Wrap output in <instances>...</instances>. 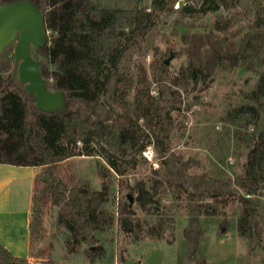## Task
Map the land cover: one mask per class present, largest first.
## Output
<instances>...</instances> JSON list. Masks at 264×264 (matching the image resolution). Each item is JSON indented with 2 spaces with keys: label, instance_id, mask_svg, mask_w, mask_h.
<instances>
[{
  "label": "trees",
  "instance_id": "obj_1",
  "mask_svg": "<svg viewBox=\"0 0 264 264\" xmlns=\"http://www.w3.org/2000/svg\"><path fill=\"white\" fill-rule=\"evenodd\" d=\"M34 1L44 15L49 39L32 52L44 60L43 76L50 89L63 90L66 104L55 112L36 106L34 95L14 75L15 43L10 44L0 54V164L35 168L30 247L45 237L49 213L54 238L35 261L0 244V264H73L52 258L59 234L68 254L84 251L91 264L106 255L102 237L116 226L134 241L144 235L161 239L173 221L160 209V192L166 187L187 208L184 264L197 258L202 218L223 214L229 199L242 204L237 219L240 235L259 237L257 216L264 197V0H187L181 5L182 16L221 9L229 14H217L207 32L192 27L181 32L187 63L175 76H170L163 52L150 38L162 15L174 12V5L182 0H152L149 6L142 0ZM249 1L256 6L255 19L242 40L236 41L230 30L242 13L235 9ZM153 46L149 78L134 56ZM224 65L245 66L258 76L255 88L243 93L247 102L228 109L224 117L228 123L242 122L252 129L243 171L226 177L193 173L195 159L172 149L174 112L184 108L183 90H206ZM149 145L164 173L156 170L159 177L149 186L137 180L129 189L137 194L139 206L154 216L152 221L137 218L130 202L122 203L119 210L111 203V176L122 177L135 169ZM81 156L97 159L99 189L78 172L74 159Z\"/></svg>",
  "mask_w": 264,
  "mask_h": 264
},
{
  "label": "rangeland",
  "instance_id": "obj_2",
  "mask_svg": "<svg viewBox=\"0 0 264 264\" xmlns=\"http://www.w3.org/2000/svg\"><path fill=\"white\" fill-rule=\"evenodd\" d=\"M151 2L152 0H142V3L147 6ZM186 2L187 0L177 2L174 5V12L162 15L150 38L152 45L162 51L164 60L168 61L166 63L170 76H175L180 67L187 63V56L182 51L184 45L180 40L181 32L186 27L207 32L211 29L217 14H229L225 9H221L217 13L182 16L178 9ZM255 7L249 1L235 9L242 14L230 30L232 39L241 41L246 32L251 29L250 24L255 19ZM235 33L236 36H234ZM154 46L141 55L134 56V61L146 67L149 78H152L150 63L154 57ZM173 52L174 57H172ZM37 59L42 63L44 61L42 58ZM132 68L133 72L137 73V68L133 64ZM257 80V74L247 70L245 66L231 68L224 65L218 69L213 83L206 90L182 91L185 104L181 112H174L176 126L172 132L171 144L175 152L185 158L195 159L191 172H207L210 175L226 177L243 171L248 138L252 129L241 125L242 122L228 123L224 117L228 109L247 102L243 98V93L253 90ZM153 86L155 87L154 84ZM134 95L135 90L129 97L132 102ZM197 95L198 98L195 97ZM188 105L189 108H187ZM262 123H264V113ZM96 160L94 157L81 156L74 159V164L78 172L90 179L94 188L99 189L101 179L97 172ZM159 160L153 146L149 145L142 152L140 164L135 169L128 171L122 177L116 174L111 176V203L115 210H119L122 203L130 202L128 195L132 194L134 202L131 207L136 211V217L141 220H153L154 216L147 214L139 206L136 200L137 194L129 189V185H133L137 180H144L149 186L155 178L159 177L156 170H159L161 174L164 173ZM19 173L25 175L29 172L27 168H24ZM27 175L23 182L9 185L10 204L12 206L19 204L23 210L31 208L33 179L29 174ZM160 193L162 198L160 209H164L163 211L171 215L173 219L164 237L155 239L144 235L139 241H134L116 226L112 233L102 237L105 239L103 244L106 255L97 261L98 264L185 263L186 244L183 232L187 221L185 201L176 198L171 187L164 188ZM241 209L242 204L239 201L229 199L223 208V214L202 218L204 233L193 264H264V197H262V205L257 216L261 231L259 237L248 239L240 235L237 219ZM224 222L226 225H223ZM45 226L47 229L45 237L36 240L32 248L27 244L25 248L13 249V251L22 256L29 253L32 261H35L41 249L54 238L52 233L55 229L51 213L45 217ZM54 240L55 249L52 258L73 264H91L84 251L73 254L66 252L62 234Z\"/></svg>",
  "mask_w": 264,
  "mask_h": 264
},
{
  "label": "water",
  "instance_id": "obj_3",
  "mask_svg": "<svg viewBox=\"0 0 264 264\" xmlns=\"http://www.w3.org/2000/svg\"><path fill=\"white\" fill-rule=\"evenodd\" d=\"M48 39L44 15L34 0H10L0 4V54L15 43V77L34 95L39 109L55 112L66 104L64 92L50 89L42 73L43 63L32 52L35 47H43ZM128 197L132 205L134 196L129 194Z\"/></svg>",
  "mask_w": 264,
  "mask_h": 264
},
{
  "label": "crops",
  "instance_id": "obj_4",
  "mask_svg": "<svg viewBox=\"0 0 264 264\" xmlns=\"http://www.w3.org/2000/svg\"><path fill=\"white\" fill-rule=\"evenodd\" d=\"M27 168V174L33 179L36 172L35 168L23 166H11L0 164V244L12 251L17 256H22L13 249L25 248L27 244L30 245V209H21L20 205H11L10 184H18L25 180L27 174H21V169ZM22 257L32 256L29 253ZM32 260V259H31Z\"/></svg>",
  "mask_w": 264,
  "mask_h": 264
}]
</instances>
